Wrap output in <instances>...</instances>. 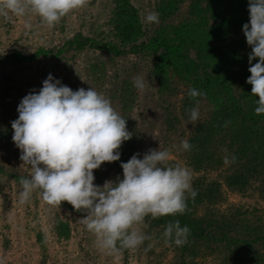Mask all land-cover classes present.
Segmentation results:
<instances>
[{
    "label": "trees",
    "instance_id": "obj_1",
    "mask_svg": "<svg viewBox=\"0 0 264 264\" xmlns=\"http://www.w3.org/2000/svg\"><path fill=\"white\" fill-rule=\"evenodd\" d=\"M144 1L148 2V11L159 13L158 24L142 22L147 10L141 0H107L106 17L96 24L92 33L75 31L56 53L42 46L32 54L19 49L0 53V66L19 65L40 56L54 58L63 51H80L85 47L100 51L111 60L131 54L144 58L149 62L162 102L167 103L171 97L181 94L179 114L169 109L163 113L160 128L166 127V131L146 142L149 135L142 132L134 114L138 93L133 81L125 80L112 86L110 98L120 106L127 130L133 135L119 149V161L106 162L94 170V183L102 186L105 181L122 178V162L136 153L143 158L147 149L158 147L168 132L180 130L182 139L169 146L175 156L181 141L188 140L193 147L191 151L181 150L180 163L175 159L170 164H184L194 173L192 187L198 194L194 201L189 198V210L183 215L145 218L144 224L153 240L173 250L176 254L173 264H200L194 262L200 252L204 264L206 261L208 264H264V208L257 203L231 202L226 195L227 191L242 196L250 192L264 200V115L255 114L258 97L251 95L252 86L246 82L250 76L248 55L251 48L242 29L249 22L248 0ZM97 2L100 0H88L90 6ZM67 15L59 23L61 30L65 29ZM91 70L94 74L100 71L103 77L106 62L97 58ZM61 83L65 85L64 81ZM190 87L206 93V97H197L199 107L203 106L206 112L195 125L185 123L189 121V110L197 106L187 95ZM4 90L7 97L2 105L5 113L1 115L0 159L8 160L5 156L15 145L11 122L18 118L20 102L12 101L6 83ZM185 124H188L187 130L183 128ZM159 147L165 150L167 146ZM225 155H234L235 163L226 165ZM30 174L7 168L0 160V195L5 223L13 200L10 193L19 194L22 190L19 179ZM32 197L38 201L41 196L33 193ZM223 204L226 205L221 207ZM54 208L52 230L66 250L72 235L71 216L83 213L75 211L67 202ZM175 220L191 230L182 247L174 243L166 245L162 239L167 223ZM33 231L41 255L40 264H46L50 239L38 224ZM11 246V241L5 239L4 249ZM132 253L133 249H125L113 255L121 264H129Z\"/></svg>",
    "mask_w": 264,
    "mask_h": 264
},
{
    "label": "clouds",
    "instance_id": "obj_2",
    "mask_svg": "<svg viewBox=\"0 0 264 264\" xmlns=\"http://www.w3.org/2000/svg\"><path fill=\"white\" fill-rule=\"evenodd\" d=\"M88 0H0V17L11 22L14 17L34 14L42 26L55 27L73 10L84 7ZM249 22L243 33L251 52L248 55L250 76L247 83L255 100L256 115H264V0H248ZM142 22L158 24L159 13L147 11ZM31 29V24H26ZM256 60V63H252ZM134 87L144 91V78L135 77ZM187 95L196 101L189 110V122L199 120L197 97L206 93L189 88ZM18 118L11 122L12 141L20 149V160L31 169V174L19 179L20 203L30 201L38 193L50 206L67 202L83 213L80 223L95 236L97 247L108 254L125 249H136L150 235L137 225L146 217L157 219L185 214L188 200L198 192L192 187V173L187 166L170 165L168 150L149 149L140 157L133 154L122 162V178L94 183V170L104 163L120 160L119 149L132 138L126 119L104 95L89 87L73 91L52 74L22 98ZM226 126V125H225ZM191 151L188 140L178 146ZM227 151L226 149L224 150ZM236 157L225 155L224 163H235ZM190 228L179 220L169 221L162 233L166 245L182 247L187 243Z\"/></svg>",
    "mask_w": 264,
    "mask_h": 264
},
{
    "label": "rangeland",
    "instance_id": "obj_3",
    "mask_svg": "<svg viewBox=\"0 0 264 264\" xmlns=\"http://www.w3.org/2000/svg\"><path fill=\"white\" fill-rule=\"evenodd\" d=\"M145 10H149L148 2L141 0ZM152 8V7H151ZM107 0H100L94 6L87 4L79 9L70 12L65 19V29L61 30L59 23L53 28L42 26L40 18L34 14L14 17L11 22H7L0 17V53L19 49L26 54H32L38 47L52 49L56 53L57 49L64 44V41L71 35L81 29L84 34L92 33V29L99 22L102 23L106 17ZM186 5L183 6V11ZM146 11V12H147ZM31 24V29L25 27ZM84 25L81 27V25ZM100 58L106 62V71L101 77L100 71L96 74L91 70V65ZM49 74L60 81L73 91L79 88L92 87L111 101L113 108L121 115L120 106L112 101L111 87L117 82L131 80L135 77L144 78L146 88L144 91L137 90V106L134 110L135 117L139 122L142 132L148 134L149 142L166 131L160 128L161 116L166 111L173 110L179 114L180 96L171 97L167 103L162 102L157 94L156 82L150 72L149 62L144 58L134 55H126L111 60L108 55L101 54L100 51L87 49L80 51H63L54 58L40 56L37 59L26 61L19 65L0 66V125L1 115L5 113L2 109L3 102L7 97L5 93V83L11 93L12 101L20 102L29 92L42 87V82ZM100 74V75H99ZM5 75V78H3ZM101 77V78H100ZM169 104V107L166 105ZM200 116H205L206 109L199 107ZM185 123H189L186 121ZM188 129V124L183 126ZM177 132H168L166 138L158 143V147L148 148L159 149V146L165 147L171 155L170 161L177 159L181 161V150L178 155L172 152L169 146L176 144L178 139H182ZM20 149L15 145L12 150L0 159L1 163L7 168H14L18 171L31 173V169L20 160ZM180 158V159H179ZM171 165V164H170ZM182 166H185L184 164ZM191 171V170H190ZM192 177L194 173L191 171ZM214 174V173H213ZM212 174V175H213ZM12 202L10 211L7 213V222L2 217V204L0 195V264H40V253L38 243L35 239L33 228L39 225L41 231L46 233L50 239L49 258L46 264H121L119 258L113 254L101 251L96 243L95 236L88 232L84 225L80 223V216H71L72 235L69 244L64 250L55 231L52 230L54 221V206L45 203L41 197L37 199L31 197L26 204L20 203L19 194L10 193ZM229 201L234 203L248 202L257 203L264 208V200H261L256 194L247 193L242 196L236 192H226ZM36 204V205H35ZM223 204L221 207H224ZM141 232L150 235L146 224L137 225ZM11 241V248L4 249V240ZM201 252L194 258V262L204 264L205 259ZM176 254L165 246H159L153 240H146L142 245L133 249L132 258L129 264H173ZM208 264V262L206 261Z\"/></svg>",
    "mask_w": 264,
    "mask_h": 264
}]
</instances>
